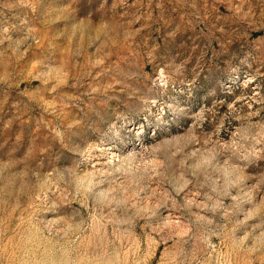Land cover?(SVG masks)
Listing matches in <instances>:
<instances>
[{"label": "rangeland", "instance_id": "obj_1", "mask_svg": "<svg viewBox=\"0 0 264 264\" xmlns=\"http://www.w3.org/2000/svg\"><path fill=\"white\" fill-rule=\"evenodd\" d=\"M0 264H264V0H0Z\"/></svg>", "mask_w": 264, "mask_h": 264}]
</instances>
